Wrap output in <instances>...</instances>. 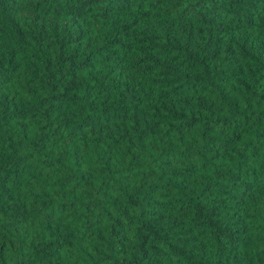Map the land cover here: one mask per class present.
Here are the masks:
<instances>
[{
    "label": "trees",
    "instance_id": "obj_1",
    "mask_svg": "<svg viewBox=\"0 0 264 264\" xmlns=\"http://www.w3.org/2000/svg\"><path fill=\"white\" fill-rule=\"evenodd\" d=\"M0 264H264V0H0Z\"/></svg>",
    "mask_w": 264,
    "mask_h": 264
}]
</instances>
